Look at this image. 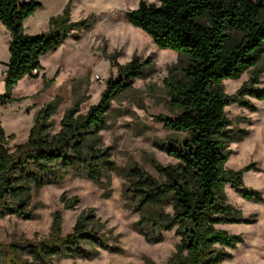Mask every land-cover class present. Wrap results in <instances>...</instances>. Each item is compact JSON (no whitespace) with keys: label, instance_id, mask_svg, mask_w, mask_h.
I'll return each instance as SVG.
<instances>
[{"label":"trees","instance_id":"16d2710c","mask_svg":"<svg viewBox=\"0 0 264 264\" xmlns=\"http://www.w3.org/2000/svg\"><path fill=\"white\" fill-rule=\"evenodd\" d=\"M72 1L49 19L46 32L29 35L25 22L42 3L0 0V22L11 38L0 104L16 102L12 97L15 87L25 77H39L34 71H42L41 58L75 32L91 26L88 20L72 22ZM157 1L159 6L142 1L125 17L156 47L186 60L183 78L167 83L174 115L156 118L179 136L157 145L177 164L155 163L162 182L134 167L122 176V197L125 208L139 215L134 229L147 243H161L163 234L171 231L179 238L166 264H222L229 258L228 249L242 242L241 237L220 228L241 221V212L228 202L225 188L230 185L245 199L256 193L243 190V175L251 168H226L231 155L228 144L237 140L226 107L231 102L250 105L238 96L245 87L229 97L223 82L238 80L259 64L264 53V0ZM147 66L136 57L126 65L116 63L118 76L107 82L99 103L85 115H77V107L69 109L56 134L51 133L56 107L54 102L48 104L38 111L27 141L14 152L6 149L13 135L7 137L0 123V220L11 215L32 219L28 211L32 191L59 185L68 175L107 189L104 179L109 180L115 164L109 149L97 148L92 141L107 129L113 102L130 89L135 78L145 74ZM43 81L48 86L54 79L46 81L43 76ZM246 94L264 100V92ZM62 202L69 210L79 199L63 198ZM62 222V211L58 210L49 238L0 243V264H62L68 258L93 259L100 250L122 252L119 235L106 229L92 210L83 212L66 235H62ZM144 264L157 263L145 257Z\"/></svg>","mask_w":264,"mask_h":264},{"label":"rangeland","instance_id":"374dc122","mask_svg":"<svg viewBox=\"0 0 264 264\" xmlns=\"http://www.w3.org/2000/svg\"><path fill=\"white\" fill-rule=\"evenodd\" d=\"M36 1L43 7L26 21L25 33L29 35L46 32L49 19L60 14L68 0ZM142 1L159 6L157 0H73L72 22L88 20L91 26L75 32L57 50L41 58L43 69L39 77H25L15 87L12 97L16 102L0 104L1 126L7 137L13 135L6 149L14 152L16 146L27 141L38 111L48 104L54 102L56 107L51 117V133L56 134L69 109L77 107V115H85L99 103L107 82L118 76L116 63L126 65L136 57L148 64L145 74L135 78L130 89L113 102L107 129L92 141L97 148L109 149L115 164L109 180L104 179L107 189L86 178L68 175L59 185L33 190L28 211L34 217L11 215L0 220L1 244L49 238L58 210L62 211V235H66L72 232L83 212L92 210L106 229L119 235L122 252L100 250L93 259L68 258L62 264H144L145 257L166 264L175 252L179 238L174 231L165 232L164 241L158 244L147 243L135 231L139 215L125 208L122 197V176L134 167L143 168L162 182L155 163L177 164L157 145L179 136L156 118L174 115L167 83L183 78L186 60L175 52L159 49L147 34L127 21L126 14L136 10ZM5 43L6 36L0 32V55L5 51ZM6 66L0 63V95L5 93ZM43 76L54 82L45 86ZM243 87V93L238 95ZM223 90L229 97H244L250 105L231 102L226 107L230 129L237 138L228 144L231 155L226 168H251L243 175V190L256 193L250 194L252 199H245L230 185L225 188L228 202L241 212V221L220 228L241 237L242 242L228 249L229 258L222 264H264V100L246 94L264 92V53L257 67L240 79L224 81ZM73 197L79 199L78 205L64 209L62 199Z\"/></svg>","mask_w":264,"mask_h":264},{"label":"crops","instance_id":"0c3cea01","mask_svg":"<svg viewBox=\"0 0 264 264\" xmlns=\"http://www.w3.org/2000/svg\"><path fill=\"white\" fill-rule=\"evenodd\" d=\"M27 20H29V19H27ZM25 24H26V22H25ZM0 32L6 36L5 51H3V53L0 55V63H3L6 66L10 60L9 45L11 42V38H10L7 30L5 29V27L2 25V23L0 24ZM6 71H7V66H6Z\"/></svg>","mask_w":264,"mask_h":264},{"label":"built area","instance_id":"2783aa9c","mask_svg":"<svg viewBox=\"0 0 264 264\" xmlns=\"http://www.w3.org/2000/svg\"><path fill=\"white\" fill-rule=\"evenodd\" d=\"M37 73H40V71H38V70H35V71H34V74H37Z\"/></svg>","mask_w":264,"mask_h":264}]
</instances>
